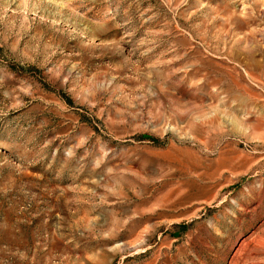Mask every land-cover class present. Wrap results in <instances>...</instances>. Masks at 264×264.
I'll return each mask as SVG.
<instances>
[{
  "label": "rangeland",
  "instance_id": "obj_1",
  "mask_svg": "<svg viewBox=\"0 0 264 264\" xmlns=\"http://www.w3.org/2000/svg\"><path fill=\"white\" fill-rule=\"evenodd\" d=\"M0 264H264V0H0Z\"/></svg>",
  "mask_w": 264,
  "mask_h": 264
}]
</instances>
